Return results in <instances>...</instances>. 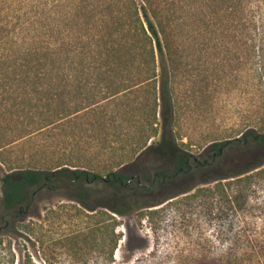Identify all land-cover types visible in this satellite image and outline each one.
Wrapping results in <instances>:
<instances>
[{"label": "rangeland", "instance_id": "374dc122", "mask_svg": "<svg viewBox=\"0 0 264 264\" xmlns=\"http://www.w3.org/2000/svg\"><path fill=\"white\" fill-rule=\"evenodd\" d=\"M258 5L253 49L228 40L209 48L204 62L203 47L194 48L196 75L175 84V135L165 151L125 154L138 147L135 138L86 120L0 150V158L15 163L32 161L35 150L103 175L124 172L135 188L114 190L96 180L78 200L74 186L58 180L26 216L7 215L1 180L7 167L0 160V264H214L231 254L264 264V145L253 140L264 133V0ZM218 141L229 142L223 155L205 154ZM181 151L204 166L165 188H137L158 170L172 173Z\"/></svg>", "mask_w": 264, "mask_h": 264}, {"label": "trees", "instance_id": "16d2710c", "mask_svg": "<svg viewBox=\"0 0 264 264\" xmlns=\"http://www.w3.org/2000/svg\"><path fill=\"white\" fill-rule=\"evenodd\" d=\"M260 1L0 0L1 152L35 133L85 120L113 125L119 138H135L138 147L125 154L165 151L175 135V84L181 75L187 81L196 75L194 48L203 47L204 62L209 48L228 40L253 49L249 34L258 27ZM253 140L264 145V133ZM228 145L214 142L205 154L220 157ZM29 155L33 160L22 163L0 158L7 167L1 178L7 215L26 216L58 180L73 185L78 200L88 197L96 180L114 190L135 189L124 172L103 175L35 150ZM173 161L172 173L158 170L137 188H165L204 166L186 151ZM224 262L246 264L236 254L214 264Z\"/></svg>", "mask_w": 264, "mask_h": 264}]
</instances>
